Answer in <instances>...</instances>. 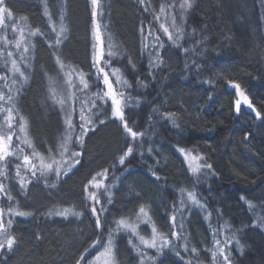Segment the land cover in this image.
<instances>
[{
  "label": "trees",
  "instance_id": "trees-1",
  "mask_svg": "<svg viewBox=\"0 0 264 264\" xmlns=\"http://www.w3.org/2000/svg\"><path fill=\"white\" fill-rule=\"evenodd\" d=\"M190 2L191 8H179L183 14L181 38L160 48V41L154 38L163 33L156 19L160 8L175 5L172 14L179 15L176 5L183 0H99L98 16L109 41L119 51L111 67L120 68L130 85L122 87L125 115L134 130L144 135L134 142L133 154L120 165L119 156L129 138L120 123L110 119L108 102L95 130L84 137L82 148L77 146L82 152L80 163L67 176L58 181L31 180L25 189L19 182H8L13 197L10 205L30 215L13 218L11 232L17 244L12 251H0V264H77L82 254L95 251L91 247L94 241H105L114 221L135 220L142 205L158 231L173 244L163 249L154 264H213L211 250L214 241L221 240L222 231L225 238L234 241L229 247L232 264H264V225L257 220L264 216V0ZM6 3L25 36L36 29L45 34L28 37L29 69L22 66L28 79L15 104L27 121L33 146L47 155L49 149L57 148L65 124L62 111L48 97L50 87H54L49 81L56 77L60 82L61 75L48 46V40L53 44L55 40L47 32L45 7L53 20L63 13L67 32L57 54L64 64L89 75L90 90L77 92V96L90 103L93 94L103 89L92 66L90 0ZM8 35L16 39L11 30ZM150 62H154L151 67ZM229 82L240 85L261 112V119L244 108L237 113ZM75 108L73 119L78 126L79 103ZM164 113L175 116L168 119ZM76 133L80 134L78 127ZM178 148L190 149L212 165L207 169V182L195 183ZM14 160L20 163L22 155L19 159L9 157V170ZM104 169L109 170L104 183L112 186V203L106 200L102 204L103 226L97 230L91 213L93 202L85 199L84 185ZM181 190L185 194L194 191L203 207L182 205L178 197ZM247 202L255 209L250 210ZM95 206L99 212V205ZM65 208L81 215L65 218L49 214ZM173 215L175 228L170 220ZM172 231L180 238L172 237ZM85 249L89 251L85 253ZM115 255L116 264H139L123 235L116 240Z\"/></svg>",
  "mask_w": 264,
  "mask_h": 264
},
{
  "label": "snow or ice",
  "instance_id": "snow-or-ice-1",
  "mask_svg": "<svg viewBox=\"0 0 264 264\" xmlns=\"http://www.w3.org/2000/svg\"><path fill=\"white\" fill-rule=\"evenodd\" d=\"M92 5V22H93V34L96 44L94 45V57H93V68L95 69L97 82H102L104 88L96 93H94V99L89 101L80 99L77 96V92H83L86 90H90L91 85L89 83V75L82 72L77 71L75 68L67 67L61 60L60 56L57 54V49L61 44L62 40L65 38V33L67 32V28L64 25V16L63 13L60 16V27L57 30L56 24L52 20L51 14L47 10V6L45 7V15L48 16L49 19V27L52 32L55 34V43L53 44L50 40H48V46L53 49V54L56 59V64L59 67L60 72L63 74L65 80V85L68 89V95L66 98L57 97L55 87H50V92L52 94V99L55 103L61 106L63 110L67 107L68 103L71 102L73 107L72 111L66 114L65 119V134L60 138L59 144L55 150L49 149L48 154L45 155L36 150L33 146L32 141L27 136V121L20 115L17 106L15 104V96L19 95L21 88L23 87V83L27 81L28 77L24 70L21 68V64L24 63L26 59V54L29 51V43L30 40L26 39L24 36V29L17 27V23L14 21V14L12 9L7 6L6 0H0V29H3L5 34L0 36V41L3 42L4 48H0V60L4 61V67L7 69L8 75H0V80L7 81L11 78V84L8 85L7 93L3 90H0V115H3V120L0 122V162L6 161L9 157L15 156L19 159V155L24 153L23 148H19L18 146H14L13 136H16V139L27 146L30 149V154H24L23 159L20 163L15 165L16 168V178L20 184L21 189H23L27 183H30V179H26L24 175H21V169L24 170L25 174L30 173L32 178L41 179L43 178L46 182L53 175L58 181L61 176H67L76 165L80 163V156L82 152L76 150V147H83L84 137L87 136L89 131L95 130L96 120L99 119L101 114H105L101 111L103 106L110 101L111 105V114L110 119L112 121H119L124 133L129 138L125 141L127 143V148L123 151V154L119 156V164L124 165L126 159L131 156L134 152V142L140 140L143 137L144 133L135 131L133 126L130 124L129 120L125 115V108L127 107V103L124 98V93L120 91L118 88H114L113 80L110 77L115 78V84L120 87H129L128 81L123 77L120 68L111 67L112 60L111 58L119 55V51L115 45L109 44L108 51L105 53L104 50V41L102 39V33L100 29V25L96 23V17L98 15L99 8V0H90ZM143 3V0H141ZM190 0H183V3L180 4V8L183 10H187L191 8ZM173 9L175 5H172ZM161 14L166 13V8L162 5L160 8ZM157 20L160 19L159 16L156 17ZM11 26V31L13 34L19 32V38L9 39L7 35V29ZM170 28L174 30L170 31ZM160 29L167 36L168 40L173 44L181 38L182 36V28L176 23V16L171 17V24L168 25L166 23L160 24ZM45 36L44 33L40 32L39 29L30 30L28 32V37L34 36ZM47 39V38H46ZM157 41L160 40V37H156ZM9 46H14L15 49L19 50L23 47V51L19 53L20 61L14 58L13 51H7L5 57L4 49ZM163 43H160L159 47L163 48ZM34 47V45H33ZM187 51V49H185ZM10 63V67H9ZM131 63V61H129ZM154 62H150V67ZM28 65L24 63V68H27ZM106 68L110 69V71H106ZM102 77V81H101ZM77 81L79 83H77ZM20 85V87H16V85ZM50 84H55V81L50 80ZM231 87L236 89V93L238 97H242L241 99H237L235 101L236 111L239 113L241 103L247 105L248 108L252 110L256 114L257 119L262 118V114L260 111H257L256 108L253 107L249 98L240 90V85L229 82ZM99 102V103H98ZM79 103L80 105V123L77 126L74 119L73 114L76 111L75 105ZM164 116L168 119H172L175 116V113H164ZM18 121L19 133H23V139L16 132L15 125ZM100 124H104V120H99ZM77 127L79 129L80 134L76 135ZM184 157L185 161L188 162L189 170L193 173V175H197L201 173L202 169H212L211 164L204 163V156H193L191 152L185 151L183 148L177 149ZM152 150L149 149V152ZM191 157V160L189 158ZM192 161H195V167H193ZM108 169H104L102 173H97L91 179L87 181L84 185V193L85 199L93 202V206L91 207V213L96 218L95 219V227L97 230L102 229V220L101 215L103 211H105L103 205L101 204V198L98 196V190L103 189L104 193L107 196V202L109 204L112 203V193L110 185H105L104 180L107 179ZM0 176L6 177V171L4 169H0ZM98 177H102V179H98ZM55 187V184L51 185ZM91 189H96L97 191H90ZM0 195L6 197L7 200L11 201L13 199L9 190L6 188L4 183H0ZM181 204H185V200L183 197L185 196V192L181 190ZM187 195V203H191L192 205L203 207L200 203V200L197 198V195L194 191H188ZM244 199V197H241ZM250 210L255 209V205L251 202H247ZM95 205H101V209L98 212V209ZM9 217L11 216H28L30 213L21 212L18 210H14L9 207L7 210ZM50 215H60L67 218L69 215L79 217L81 213L75 212L73 209L65 208L62 211L54 209L49 213ZM4 209H0V250L7 249L8 251L13 250V246L17 244V239L15 235L12 234V219L9 218L5 222L4 220ZM173 227L175 228L176 216L173 215L170 218ZM258 223L260 225H264V216L257 218ZM115 231H110L109 236L106 242L101 240H96L92 244V248L97 247V245H102V250L97 253L94 257V260L90 262V264H116V255H115V243H114V235L120 233L121 231L125 233H130V238L128 240L129 245L133 247V249L137 252L138 255L141 256V264H145V260H152L154 264V258L148 256L146 249H155L157 253H162L164 248H172V240L168 239L164 234L160 233L157 229L156 224L152 221L149 212L142 205L139 207L138 212L136 213L135 220L131 217L129 218H120L114 221ZM140 224H150L151 225V238H147L144 235H141L138 231ZM182 227V226H181ZM215 234V230H213ZM171 236L179 239V233L177 231H172ZM138 240V243H134L132 238ZM232 240H225V244H231ZM237 246H239V241H236ZM89 249H85V253H87ZM184 251H188V244L185 238ZM191 252L195 255L197 253V249L193 247ZM176 255L179 256L180 253L176 252ZM211 255L213 258V264H216L218 257H223L225 264H232L230 260V253L226 250L224 246H221V242L219 240L214 241L213 250H211ZM84 256L82 254L81 259ZM77 264H80V261H77ZM190 264V262H189Z\"/></svg>",
  "mask_w": 264,
  "mask_h": 264
},
{
  "label": "rangeland",
  "instance_id": "rangeland-1",
  "mask_svg": "<svg viewBox=\"0 0 264 264\" xmlns=\"http://www.w3.org/2000/svg\"><path fill=\"white\" fill-rule=\"evenodd\" d=\"M90 5H91V2H90ZM176 6H177V9L179 10L180 5H176ZM91 8H92V5H91ZM174 10H175V8L173 9V7H167L166 8V13L161 14V12H160V14H159L160 19L157 21L159 27H160V24L161 23H166V24L170 25L171 24V17L172 16H176V23H177L178 26H181V21L183 22V14H182L181 10H179V13H180L179 15L178 14L177 15H173L172 13L174 12ZM56 15H60V14H57L56 13ZM44 16L46 17V19L48 21L47 22L48 23V30H47L48 35L55 40L56 39L55 34L52 32L51 28L49 27V23L50 22H49L48 16H46L45 14H44ZM53 22L56 24L57 30H59V27H60V17H57L55 20H53ZM96 23L98 25H100V29H101V33H102V39L104 41V50H105V53H107V51H108V45L109 44H112V43L109 41V36H108L107 32H105L104 23L102 22V19L99 18L98 15L96 17ZM17 27H18V29L19 28H23L22 25H17ZM9 30H11V26H9V28L7 29V35H8ZM170 31H173V34L175 35L174 30H172L170 28ZM159 32H161V31H159ZM4 34H5L4 30L3 29H0V36H2ZM157 34H158L159 37H161V40H159V41H160V43H163L164 46L166 44H170V43L173 44L171 41L168 40L167 36L164 33H162V34L156 33V35ZM24 36H25V31H24ZM16 38H19V32L16 33ZM25 38L28 39L27 35L25 36ZM92 38H93V52H92V54H93V57H94V45L96 44V41L94 39L93 30H92ZM154 38H156V36ZM154 38H152V39H154ZM0 48H4V45H3V42L2 41H0ZM4 51H5V57H6L7 51H13L14 58L17 59L18 62H19L20 61L19 53L23 51V47L21 49L17 50V49H15L14 46H9L8 48L4 49ZM28 53H29V51H28ZM28 53L26 54V59L24 61V63H26L28 65L27 68H24L25 70L26 69L27 70L29 69V64H30L29 63ZM113 58H111V60ZM92 61H93V58H92ZM24 63L21 64V68H22V66L24 67ZM66 66L67 67H70L68 65H66ZM9 67H10V63H9ZM70 68H72V67H70ZM22 70H23V68H22ZM94 71H95V69H94ZM106 71H110V69L106 68ZM58 72L61 75V81L60 82L57 81V78L54 77L53 79H51V81H55V84L54 85L53 84H50V81H49L48 85H52V86L55 87L57 97H64V98H66L67 95H68V89H67V87L65 85V82H64L65 78H64L63 74L60 72L59 67H58ZM0 75H8L7 69L4 67V61L3 60H0ZM110 78L113 80V86H114V88H118L120 91H122V87H120V86H118V85L115 84V78L114 77H110ZM101 81H102V77H101ZM77 83H79V82L77 81ZM10 84H11V78H9L7 81L0 80V90H3L4 92L7 93V91H8V85H10ZM101 84H102V82H101ZM24 85H25V82L23 83V86ZM102 86L104 88V85L103 84H102ZM16 87H20V85L18 84V85H16ZM227 87L229 89L234 90V92H235L234 105H235V101L237 99H241V101H242V97H238L237 96L236 89L234 87H231L230 84H228ZM13 95L15 96V100H16V97L18 95H16L15 92H13ZM48 97L53 101L51 92H48ZM54 104L58 107V109H60V111H62V113L64 115V124H65L66 114L72 111V107H73L72 103L69 102L68 105H67V107H65L63 110L61 109V106L59 104H57L55 102H54ZM109 104H110V101H109ZM245 106L246 105L243 104V102H242L240 109L241 108H244L248 112H251V113H253L255 115V113L252 112V110L246 108ZM235 107H236V105H235ZM110 108H111V105H110ZM2 120H3V115H0V122H2ZM18 121H19V119H17V124L15 125V129H16V132L21 136V139H23L24 134L23 133H19ZM64 134H65V132H64ZM75 134L76 135H79V133H75ZM124 135L126 136L125 133H124ZM28 138H29V136H28ZM13 142H14V146H18L19 148H23L24 149V152L26 150H29L30 151V149H28L25 144L20 143V141H18L16 139V136H13ZM134 149H135V147H134ZM183 149H185V151H187V152H191L193 156H196L190 149H186V148H183ZM20 155H22V159H23L24 153L23 154H20ZM178 155L181 157L182 160H184L185 167L188 170V172L191 174V176L194 178V180L196 181L195 182L196 184H201L200 181H202V182L203 181H205V182L208 181L207 178L210 177V176H206L207 175V168L202 169L201 173H199L197 175H193V173L189 170L188 162L185 161V157L179 151H178ZM10 158H12V157H10ZM189 160H191V157L189 158ZM15 161L16 160H14V162H13L14 163V165H13L14 167L12 169H10V170H9V167H8V164L10 163L9 162V158L6 161L0 162V169H4L6 171V177H7V178H5L4 176H0V183H4L5 186H6V188L8 190H9V188H8V182H15V183L18 182V179L16 178V175H15V173H16V168H15V165L16 164H15ZM192 163H193V167H195V163L196 162L195 161H192ZM21 175H24L26 179L36 180V181H38V180L44 181L43 178H41V179L32 178L31 177V174L30 173L25 174V172H24L23 169H21ZM50 179H54L55 180L56 178L53 175ZM98 179H100V177H98ZM93 191H97V190L96 189H93ZM98 196H100V198H101V204H103L107 200V196L104 193V190L103 189L98 190ZM178 197H179V200L181 202V195H179ZM183 199L186 202L185 204H188L187 203V195L186 194L183 197ZM10 203H11V201L7 200L6 197H3L2 195H0V209H4V212H5L4 220H5V222L7 221V219L11 218L13 220V218L15 217V216L9 217V214L7 212V210H8L9 207L13 208L14 210H18L15 206L10 205ZM98 207H100V209H101V205H99ZM103 207H104V205H103ZM57 210L62 211L61 209H57ZM58 216H60V215H58ZM60 217H64V216H60ZM110 231H113V232L115 231V225H113V227H112V229ZM138 231L140 232L141 235H144L145 237H147L149 239L151 238L152 233H151V225L150 224H147V225L146 224H140ZM120 235L125 236L126 239H127V241L130 238V233H125L123 231H121L118 234H115L114 235L115 248H116V240H117V238ZM222 235L223 236L220 237L221 240H219L221 242V246H224L226 248V250L229 252V247L231 246V244H225L226 238H225V235H224V232L223 231H222ZM108 236H109V234L106 236V239H105L104 242L107 241ZM132 239H133L134 243H138V240H136L134 237ZM233 243H234V241L232 240V244ZM129 246H130L133 254L137 257V259L139 261V264H141V256L137 254V252L133 249V247L131 245H129ZM94 249H95V251L93 253H89V254H86L84 256V258L81 260L80 264H90V262H92L94 260V257L97 255V253L102 250V245H97V247L92 248V250H94ZM145 251L147 252L148 256L154 258V262H155L156 258L159 257V254H160V253H157L155 249H146ZM230 260H231V257H230ZM101 264H102V262H101ZM145 264H153V261L146 259L145 260ZM217 264H225V261H224L223 257H218Z\"/></svg>",
  "mask_w": 264,
  "mask_h": 264
},
{
  "label": "water",
  "instance_id": "water-1",
  "mask_svg": "<svg viewBox=\"0 0 264 264\" xmlns=\"http://www.w3.org/2000/svg\"><path fill=\"white\" fill-rule=\"evenodd\" d=\"M247 107V106H246ZM248 108V107H247ZM248 109H250V108H248ZM251 110V109H250Z\"/></svg>",
  "mask_w": 264,
  "mask_h": 264
}]
</instances>
